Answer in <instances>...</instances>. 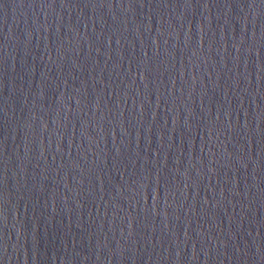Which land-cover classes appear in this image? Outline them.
<instances>
[{
    "label": "water",
    "instance_id": "obj_1",
    "mask_svg": "<svg viewBox=\"0 0 264 264\" xmlns=\"http://www.w3.org/2000/svg\"><path fill=\"white\" fill-rule=\"evenodd\" d=\"M0 264H264V0H0Z\"/></svg>",
    "mask_w": 264,
    "mask_h": 264
}]
</instances>
